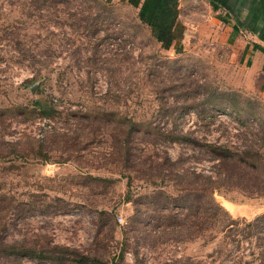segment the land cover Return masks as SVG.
<instances>
[{
	"label": "rangeland",
	"instance_id": "rangeland-1",
	"mask_svg": "<svg viewBox=\"0 0 264 264\" xmlns=\"http://www.w3.org/2000/svg\"><path fill=\"white\" fill-rule=\"evenodd\" d=\"M190 6L163 40L131 0H0V107L28 109L0 119L2 241L51 240L121 264L126 238L128 264H264V233L244 226L264 212V191L246 193L249 179L213 192L238 219L231 230L154 236L159 227L143 217L146 194L178 192L172 168L216 170L206 141L251 145L264 161V91L247 87L253 74L223 26ZM130 120L139 133L128 137ZM174 132L195 139L171 141ZM0 264L62 263L0 255Z\"/></svg>",
	"mask_w": 264,
	"mask_h": 264
},
{
	"label": "trees",
	"instance_id": "trees-1",
	"mask_svg": "<svg viewBox=\"0 0 264 264\" xmlns=\"http://www.w3.org/2000/svg\"><path fill=\"white\" fill-rule=\"evenodd\" d=\"M132 2L135 3L134 0ZM140 16L153 27V31L157 36L166 31V33L161 34L163 40L174 36V32L172 31L178 23L175 20V10L173 8H140ZM35 103L41 105L38 100H35ZM13 109L25 110L26 106L0 107V119L5 117L4 112L12 111ZM26 110L28 111V109ZM33 110L35 108L30 109V111ZM37 110L40 115L49 117L53 116L56 112V108L53 106H40ZM139 124L138 121H129L128 125H126L127 129L125 130V133L129 134L128 137L130 134L139 133V128L137 127ZM169 137L171 141L179 142L182 140L192 142L195 139L182 132H174ZM133 138H136V136H133ZM129 142L127 139L123 140V151L126 158H131L132 155V147L130 148L128 145ZM203 145L204 149L210 153L211 159L216 160L214 163L216 170L213 173L197 171L189 167H185L183 170H177L172 168L176 165L177 161L175 159L167 152L163 157V160L172 166L170 179L177 184L178 192L171 194L159 188L150 194H146L143 197L144 199L141 200L147 203L150 209H152V211L147 212L148 214L146 213L143 217H148L146 221H152L153 224L156 223V227H159L157 228V234L154 236H162L168 233L177 239H188L213 228L221 231L231 230L238 226V219L233 217L215 199L213 194L214 190L221 186L241 187L238 184L239 181L241 179H249L248 181H254L252 186L254 190L248 192L245 190L246 193H262L264 191V161L262 154L256 148L249 145L243 149L233 150L226 143L213 141H206ZM127 176L130 181V175L128 174ZM132 197L133 194L130 189H127L125 198L129 200ZM134 201V215H137L139 210L137 203L140 200L135 199ZM1 202L2 200H0V204ZM2 207L5 206L0 205V208ZM4 226L5 220L3 216L0 221V230ZM244 226L249 228L253 227L254 231L260 236L264 233V212L257 215L253 220L244 222ZM127 243L128 240L126 238L122 240L123 247L116 254L117 263L128 264L123 260ZM0 255L14 256L16 258L49 259L62 264H73L77 262L84 264L86 261L90 263L92 261L94 264L99 262L107 263L94 255L84 254L76 248L58 244L51 240L46 244L32 245L28 244L25 240L5 242L0 239ZM132 264H136V262Z\"/></svg>",
	"mask_w": 264,
	"mask_h": 264
},
{
	"label": "crops",
	"instance_id": "crops-1",
	"mask_svg": "<svg viewBox=\"0 0 264 264\" xmlns=\"http://www.w3.org/2000/svg\"><path fill=\"white\" fill-rule=\"evenodd\" d=\"M134 2L140 8H173L176 22L182 21L183 9L198 3L205 8L209 14L208 18L214 24L223 26L225 41L235 46L236 53L243 63H246L248 71L253 74V77L247 80V87L260 83L264 91V0H134Z\"/></svg>",
	"mask_w": 264,
	"mask_h": 264
},
{
	"label": "built area",
	"instance_id": "built-area-1",
	"mask_svg": "<svg viewBox=\"0 0 264 264\" xmlns=\"http://www.w3.org/2000/svg\"><path fill=\"white\" fill-rule=\"evenodd\" d=\"M119 219H121V218L119 217Z\"/></svg>",
	"mask_w": 264,
	"mask_h": 264
}]
</instances>
